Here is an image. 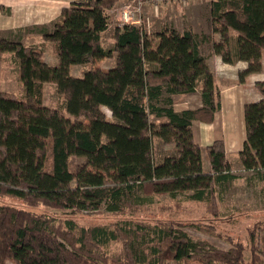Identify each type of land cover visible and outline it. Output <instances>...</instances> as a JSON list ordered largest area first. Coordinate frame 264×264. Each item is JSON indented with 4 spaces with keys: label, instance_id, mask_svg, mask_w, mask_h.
<instances>
[{
    "label": "trees",
    "instance_id": "trees-1",
    "mask_svg": "<svg viewBox=\"0 0 264 264\" xmlns=\"http://www.w3.org/2000/svg\"><path fill=\"white\" fill-rule=\"evenodd\" d=\"M116 1H73L51 29L35 26L53 42L55 64L13 31L0 34V71L4 53L10 51L24 88L23 96L0 88V195L27 205L0 204V264H165L163 245L176 261L264 264V250L253 232L250 262H245L242 243L216 248L162 223L147 252L138 240L141 233L129 225L85 226L72 217L32 209L45 204L80 212L106 204L117 211L130 198L145 202L155 193H168L207 200L216 210V187L237 177L224 138L206 146L211 169L205 170L194 136L193 121L213 122L222 106L200 49L207 35L174 26L151 34L142 24L123 23L116 26L115 46L107 49L102 36ZM211 20L221 35L213 42L214 52L225 62L247 61L240 81L259 71L264 0H212ZM114 52L116 62L108 68L92 65L82 75L71 72L73 64ZM46 82L56 84L64 96L62 106L43 102ZM200 83L203 105L177 110L173 95L194 92ZM255 85L261 96L245 110L246 138L239 155L242 168L264 171V79ZM155 137L174 141L185 153L157 160ZM72 155L85 157L75 169L70 167ZM116 241L122 248L107 252Z\"/></svg>",
    "mask_w": 264,
    "mask_h": 264
},
{
    "label": "rangeland",
    "instance_id": "rangeland-1",
    "mask_svg": "<svg viewBox=\"0 0 264 264\" xmlns=\"http://www.w3.org/2000/svg\"><path fill=\"white\" fill-rule=\"evenodd\" d=\"M190 2H193L190 13L194 18H192L194 23L197 24L196 28L201 27L207 30L205 33L201 29V35H211L214 32L210 9L212 0H117L109 10L110 25L103 32L102 43L107 49L115 46V29L117 25L124 23L122 11L124 6L129 3L134 8L133 23L142 24L152 34L157 32L155 29L160 28L164 23L182 25L181 22L185 21L184 16L187 14L184 8ZM1 7L2 11H6L4 5ZM55 20L0 29V34L13 31L14 37L20 35L26 44L39 46L43 51L42 57L47 62L55 64L58 62V56L54 51L53 42L45 38L39 27H35L47 25L51 29ZM202 43V51L208 58L213 52L210 39ZM115 62L116 52L111 57L99 58L87 64H74L71 72L75 75H82L92 65L108 68ZM245 62V60H239L233 63H220L222 67L219 66L216 73L211 67L212 65L206 62L214 76L216 90L219 91L218 98L222 100V107L213 122L196 120L193 126L196 139L204 147L216 137L225 139L229 149L228 159L237 174L235 179L216 187V210L207 200L189 199L182 194L172 197L168 193H155L151 201L145 202H140L134 197L130 198L127 200V204L117 211L108 210L106 204L101 205L98 209H84L80 212H71L69 209L45 204H40L32 209L39 212L47 211L58 218L72 217L85 226L94 224L129 225L141 233L138 240L147 252L151 251V247L158 239V229L155 227L160 223L167 226L172 225L173 228L186 231L194 240L205 241L216 248L229 249L235 243H242L246 247L244 250L245 262H250L252 232L255 240H259L261 249L264 250V171L242 168L237 148L245 137L244 113L246 108L253 103L252 100L257 97L255 91L260 93L255 82L258 77L264 76V67L262 63V68L259 71L249 73L241 82L239 70ZM241 84L243 85L241 86ZM201 87L202 83L194 92L182 93V96L175 94L174 97L173 95L174 103L176 98L178 100L177 105L175 104L177 110L185 105L196 108L199 100H202ZM0 88L18 96L24 95L19 63L10 51L4 53L1 61ZM63 99L64 96L59 93L55 83H44L43 102L46 105L50 107L62 106ZM102 108L108 117H111V110L107 106ZM178 148L174 141L154 138L153 154L157 160L169 153H179L177 152ZM84 160V156L72 155L70 167L75 169L76 165ZM4 203L27 207L20 198L0 195V204ZM122 246L120 241L111 242L107 252L117 253ZM162 249L164 250L165 264H202L198 258L176 261L172 253L167 251L165 245Z\"/></svg>",
    "mask_w": 264,
    "mask_h": 264
},
{
    "label": "crops",
    "instance_id": "crops-1",
    "mask_svg": "<svg viewBox=\"0 0 264 264\" xmlns=\"http://www.w3.org/2000/svg\"><path fill=\"white\" fill-rule=\"evenodd\" d=\"M73 1H87V0H0V29H7V28L29 25V24H34V23L38 24V23L50 22L54 19H57L60 16L63 8L65 6H69ZM192 4H193V2H190L184 8L185 13H187V14H186V16H184L185 21L183 20L181 22L182 25L176 26V23H174L173 25L171 23H168V24L164 23L163 26L161 25L162 27L160 26V28H156L155 30L159 31V30L163 29L165 26H174L181 31L188 29V28H192L195 32L200 34V32H201L200 30L202 28L201 27L199 29L196 28L197 24L194 23V20H193L194 18L192 17V14L190 13ZM1 5L2 6L4 5V7H6V11H2ZM202 30H204V32L207 33V30L205 28H203ZM206 35H207V39L205 41L210 39L213 52L208 56V58L204 55V53L202 51V44H203L202 42H204V41L201 42L200 49H201L202 54L205 56L206 62L210 63L212 65L211 67L213 68V70L216 73L218 67L219 66L222 67V65H220V63L221 64L225 63V61L222 60L221 55L214 52V49H213V42L216 40H219L221 35L218 31H215V30L211 35H208V34H206ZM261 59H262L263 67H264V50L262 52V58ZM73 65H71V68ZM246 66H247V61L245 62L244 66H242L240 69L242 70ZM257 79L258 80L264 79V76L258 77ZM242 85L243 84H241V86ZM255 92L257 94V97L252 100L253 103L255 101H257L261 96V94L258 93V91H255ZM184 94H186V93H184ZM177 95H181V94H177ZM174 97H175V95H174ZM184 98H187V97L184 96ZM177 101L178 100L176 98L175 103H174L175 108L177 105ZM221 104H222V100H221ZM202 105H203L202 100H199V104L197 107L202 106ZM183 108H194V107H192L191 105H185L181 109H183ZM178 109L181 110L180 108H178ZM195 121L196 120L193 121V126L195 124ZM216 138H218V137H216ZM216 138H214V139H216ZM245 138H246V132H245V137L241 141L240 145H238L237 154H239V151L242 149L243 142H244ZM195 139H196V137H195ZM196 141L202 147V160H203L204 169L210 170L211 169V162L206 156V146L208 144H210L212 141L209 142L205 147L197 139H196ZM224 141H225V139H224ZM225 148H226V156H227V158H229V156H228L229 155V149H228V146L226 144V141H225ZM173 149H174V147L172 148V151H173ZM178 150L179 151H177V152H179V154L185 153L184 147L179 146ZM239 158H240V155H239Z\"/></svg>",
    "mask_w": 264,
    "mask_h": 264
},
{
    "label": "built area",
    "instance_id": "built-area-1",
    "mask_svg": "<svg viewBox=\"0 0 264 264\" xmlns=\"http://www.w3.org/2000/svg\"><path fill=\"white\" fill-rule=\"evenodd\" d=\"M133 15H134V8L132 4H127L124 6V9L122 11V19L124 23H133Z\"/></svg>",
    "mask_w": 264,
    "mask_h": 264
}]
</instances>
